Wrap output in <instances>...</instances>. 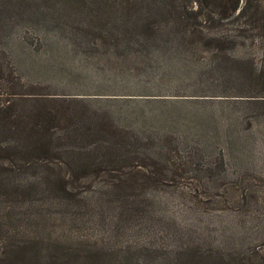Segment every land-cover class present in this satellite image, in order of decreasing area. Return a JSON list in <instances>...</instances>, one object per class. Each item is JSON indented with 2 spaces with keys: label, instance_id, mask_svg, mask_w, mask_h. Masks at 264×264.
<instances>
[{
  "label": "rangeland",
  "instance_id": "374dc122",
  "mask_svg": "<svg viewBox=\"0 0 264 264\" xmlns=\"http://www.w3.org/2000/svg\"><path fill=\"white\" fill-rule=\"evenodd\" d=\"M232 5L0 4L12 11L0 49L21 80L85 99L121 133L79 143L104 150L56 169L49 193L0 204V240L17 245L0 264H264V0L219 16Z\"/></svg>",
  "mask_w": 264,
  "mask_h": 264
},
{
  "label": "trees",
  "instance_id": "16d2710c",
  "mask_svg": "<svg viewBox=\"0 0 264 264\" xmlns=\"http://www.w3.org/2000/svg\"><path fill=\"white\" fill-rule=\"evenodd\" d=\"M2 1L6 3L7 0H0V4H4ZM240 2L233 0L230 11L227 9L229 13L224 11L219 16L243 15L247 4L240 9ZM11 13L0 12V46ZM209 14L205 16L215 20L217 14ZM172 31H175L174 28L170 34H174ZM132 33L134 36L137 34L133 27H128L122 39H129ZM116 35L120 37L117 31ZM2 54L0 49V204L21 189L25 191L24 194L31 191L49 193L60 185V180L52 177L56 169L61 171L63 166L71 167L72 170L85 167L81 157L92 147L81 151L79 143L92 138L111 139L121 134H116L101 121H94L98 115L84 109L88 106L85 99L56 97L54 93L36 91L34 85L25 84ZM92 149L102 151L104 147ZM76 154L79 155L77 160ZM21 174L23 179L17 176ZM2 224L0 222V231L4 228ZM15 247L17 245L8 240L4 243L0 240L3 252Z\"/></svg>",
  "mask_w": 264,
  "mask_h": 264
}]
</instances>
